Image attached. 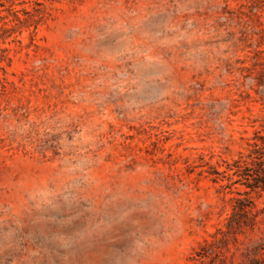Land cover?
<instances>
[{"label":"rangeland","instance_id":"1","mask_svg":"<svg viewBox=\"0 0 264 264\" xmlns=\"http://www.w3.org/2000/svg\"><path fill=\"white\" fill-rule=\"evenodd\" d=\"M254 150L264 0H0V264H264Z\"/></svg>","mask_w":264,"mask_h":264},{"label":"trees","instance_id":"2","mask_svg":"<svg viewBox=\"0 0 264 264\" xmlns=\"http://www.w3.org/2000/svg\"><path fill=\"white\" fill-rule=\"evenodd\" d=\"M256 146V145H255ZM253 157H251V165L253 166L251 168V171L254 173L252 174H243L244 179H245V185L249 187L252 191L256 189H261L264 190V170H263V160H264V152L261 150H254L252 152ZM251 156V155H250ZM256 168V169H253ZM247 170V169H246ZM248 169L247 171H249ZM246 200H240L238 199L236 202V205L234 207V212H233V217H231L229 224L230 226L233 225H239V219L240 214L242 213H249L246 208L254 206V204L250 201L248 202V205H245ZM250 264H257L256 260H253Z\"/></svg>","mask_w":264,"mask_h":264}]
</instances>
